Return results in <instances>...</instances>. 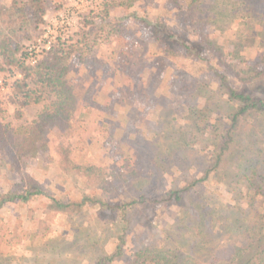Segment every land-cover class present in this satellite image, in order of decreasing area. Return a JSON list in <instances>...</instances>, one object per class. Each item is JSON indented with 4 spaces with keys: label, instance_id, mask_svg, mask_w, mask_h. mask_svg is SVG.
<instances>
[{
    "label": "trees",
    "instance_id": "1",
    "mask_svg": "<svg viewBox=\"0 0 264 264\" xmlns=\"http://www.w3.org/2000/svg\"><path fill=\"white\" fill-rule=\"evenodd\" d=\"M242 1L249 4L251 16L262 27L260 33L264 32V0ZM171 2L182 8L178 0ZM43 15L44 0H10L0 6V71L14 69L21 74L10 86L13 101L20 107L38 103L46 89L54 96L27 125L0 121V153L12 170L20 167L23 156H38L48 127L68 134L77 109L78 94L67 78L66 42L56 43L35 64H26L21 58L24 40L33 38L31 30L43 22ZM141 20L160 40L152 61L157 75L167 68L165 56L184 54L188 58L184 74L178 72L184 78L178 77L169 89L182 98V109L188 112V138L164 131L148 142L150 159L143 158L145 166L131 171L129 178L115 174L110 180L98 167L75 163L69 151L58 146L60 172L81 178L84 186L101 194L85 190L65 200L35 180H28L20 190L0 193V211L9 203L28 204L46 197L47 210L61 218L63 229L49 230L36 222L25 236L27 254H23L15 248L17 236L6 235L0 228V264H264V63L238 70L209 37L206 21L191 8L182 21L197 31L196 40L171 31L160 20L154 24ZM142 54L138 71L153 64L144 61ZM219 111L222 116L215 131L208 134L209 118ZM147 164L161 182L158 190L140 186L125 201L102 196L119 191L135 178L140 185L147 182L151 178ZM212 183L223 192H210ZM161 204L177 206L192 217L180 237L150 236V221L156 205ZM37 212L41 217L43 210ZM39 223L46 225L43 218ZM136 226L141 237L149 239L133 245L129 233ZM108 243L113 244L110 251Z\"/></svg>",
    "mask_w": 264,
    "mask_h": 264
},
{
    "label": "rangeland",
    "instance_id": "2",
    "mask_svg": "<svg viewBox=\"0 0 264 264\" xmlns=\"http://www.w3.org/2000/svg\"><path fill=\"white\" fill-rule=\"evenodd\" d=\"M9 1L0 0V6ZM178 1L181 9L171 0H44L43 22L31 30V40H24V54L46 26L54 30L52 22L64 11L70 22L65 39L70 66L67 78L78 94L77 109L70 120V132L62 135L57 127H48L38 156H23L18 169L12 170L0 153V193L20 190L28 180H35L50 194L65 200L85 190L99 195L101 191L87 188L81 178L60 172L58 146L65 147L75 163L98 167L104 178L110 180L115 174L129 178L131 171L145 166L143 158L150 159L148 142L164 131L176 138H188L190 121L188 112L182 109L184 102L169 91L178 77L184 78L178 72L186 70L188 58L184 54L173 58L165 56L167 68L157 75L156 63L152 61L160 49V40H156L154 30L142 18L152 24L157 20L165 22L171 31L196 40L197 31L182 21V15L191 8L206 21L209 37L238 70L255 62L264 63V32L260 33L262 27L258 19L251 16L248 3L242 0H192L190 4L189 0ZM141 52L142 59L153 64L138 71ZM96 60L102 63L95 64ZM9 72L18 71H0V76ZM41 96L38 103L20 107L13 101L10 90L7 91L0 98V121L13 126L31 123L54 98L53 92L47 89ZM219 112L209 118L212 126L208 134L215 131L214 125L222 116ZM147 168L152 179L141 185L136 178L129 180L119 191H107L102 196L110 201H125L132 198L140 186L158 190L161 182L153 175L150 165L147 164ZM166 178L169 181V177ZM208 187L210 192H223V188L216 189L214 183ZM47 204L48 199L40 196L28 204L9 203L0 211V228L6 235L17 236L18 253L27 254L25 236L36 227V222L40 227L63 231L61 218L50 213ZM39 208L43 210L41 217L37 212ZM40 218L46 225L39 223ZM191 222L192 217L183 214L177 206L156 205L155 216L150 221L153 228L150 236L171 235V239H176L188 230ZM129 234L133 245L137 240L149 239V236L146 240L141 237L138 226ZM106 248L110 251L113 244L108 243Z\"/></svg>",
    "mask_w": 264,
    "mask_h": 264
},
{
    "label": "built area",
    "instance_id": "3",
    "mask_svg": "<svg viewBox=\"0 0 264 264\" xmlns=\"http://www.w3.org/2000/svg\"><path fill=\"white\" fill-rule=\"evenodd\" d=\"M69 24V19L64 15V11L58 14L52 22L54 30L51 29L50 25L46 26L43 34L34 43L27 46L25 54L21 56L22 60L26 64H35L39 56L49 51L56 43L65 42ZM19 78H21L19 72L15 74L9 72V74L0 76V98L10 90L12 83Z\"/></svg>",
    "mask_w": 264,
    "mask_h": 264
}]
</instances>
